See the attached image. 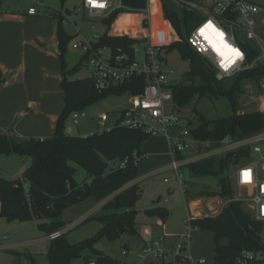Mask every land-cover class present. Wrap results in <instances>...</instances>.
I'll return each mask as SVG.
<instances>
[{
    "label": "trees",
    "instance_id": "obj_1",
    "mask_svg": "<svg viewBox=\"0 0 264 264\" xmlns=\"http://www.w3.org/2000/svg\"><path fill=\"white\" fill-rule=\"evenodd\" d=\"M4 0H0V10ZM131 9H139L145 5V0H121ZM117 11L103 19L107 26L98 45L107 44L113 48L122 46L129 48L133 42L126 36H108L107 30ZM52 16L58 19V40L60 56L69 39L64 32L61 13ZM164 23L169 29L170 41L167 50L177 48L181 57L189 62L183 80L171 86L173 101L180 107L187 104L194 94L201 97H224L228 100L233 113L229 117L207 120L199 111L193 110L197 124L191 128L194 138L201 140H220L229 135L234 139L246 137L264 128V112L253 107L255 102L242 104L245 108L238 112L240 96L249 93V83L255 87L258 94V81L264 74V67L243 70L231 78L218 81L213 69L189 45L187 36L197 25L199 16L183 7L180 10L169 9L164 2L162 8ZM251 49L248 59L253 57L255 49L249 43L243 44ZM84 57V56H83ZM62 83L64 90V108L60 113L53 135L30 138L26 142H17L8 135L0 134V153H19L30 159V164L23 170L20 177H0V216L7 221H29L33 217L47 218L49 225L47 234L62 229L61 213L71 205L86 199L101 201L108 198L99 208L97 214L86 217L85 220L97 219L101 223L97 235L76 244L65 241L66 231L59 237L50 240L46 252L47 264H69L74 257L80 256V251L91 245L99 237L114 239L124 233H137L134 209L135 202L141 196V187L133 182L139 176L138 165L130 161L124 168H112L109 162L131 157L136 152L141 155V145L150 135L138 129H128L117 124L101 132H93L85 137L73 136L65 132L66 121L72 112L84 109L88 105L107 97H120L125 94L139 93L145 85L143 77H133L104 91L94 88L87 77L69 79L68 75L79 71L77 64L67 69L62 63ZM249 85V86H248ZM246 105H251L248 109ZM237 150L227 156H212L186 165L194 176H213L217 183V191H203L206 196H220L226 199L220 211L210 217H194L188 222L191 228L206 230L212 234L215 257L213 264H232L235 257L243 249L258 251L263 248L259 239L261 221L255 220L251 210L243 199L234 198L231 190V176L228 167L236 163L245 154ZM182 155L179 154L178 157ZM231 159V161H230ZM71 163H76L85 172V178L77 181L75 169ZM187 190L185 189L184 193ZM203 194V195H204ZM148 214H157L164 219L168 210L163 205L153 204L144 210ZM94 259L98 264H116L111 257H85L84 262Z\"/></svg>",
    "mask_w": 264,
    "mask_h": 264
},
{
    "label": "built area",
    "instance_id": "obj_2",
    "mask_svg": "<svg viewBox=\"0 0 264 264\" xmlns=\"http://www.w3.org/2000/svg\"><path fill=\"white\" fill-rule=\"evenodd\" d=\"M37 1V5L39 1ZM179 8L196 13L199 21L187 36L189 45L207 62L214 71V77L222 81L237 73L255 67H264V6L247 0H172ZM102 5V6H101ZM78 9H83L90 19L103 21L116 10H136L126 7L121 0H82ZM145 14L142 23L147 28L146 34L139 39L107 30L108 36H126L133 40L129 48H115L98 45L102 34L93 33L91 38H80L72 43V48L82 52L87 78L98 91L114 87L133 77H143L145 85L136 94H125L126 106L121 108L110 122V114L101 112L97 116V124L104 130L113 124L128 129H138L150 136L163 135L168 144L169 164L152 174L165 170L174 172L182 192L185 191L180 178V168L212 156H227L237 150L246 152L235 165L233 174L235 186L245 189L243 200L247 203L255 220L264 222V128L246 137L234 139L227 135L220 140H201L193 137L191 124H197V117L190 110L178 106L172 99L169 74L165 52L170 41L168 30L167 44L159 40L157 28H152L154 17L152 0H145L141 8ZM28 14H35L37 7L28 9ZM64 22V20H63ZM164 22V21H163ZM165 24V23H164ZM212 27H207L208 25ZM166 25V24H165ZM93 28V27H92ZM201 29L204 34H201ZM245 42L255 49L253 57L248 59L251 49L245 48ZM235 50V51H233ZM239 53V55H236ZM255 109L264 112V74L258 81V95ZM166 110H170L166 113ZM87 116L84 109L71 113L70 121L77 125ZM109 122V123H108ZM106 124H112L107 127ZM183 124L178 131L170 133L177 125ZM100 131V132H101ZM71 134V129L65 131ZM40 140L43 137L39 138ZM186 152V153H185ZM181 154V157L178 155ZM140 155L134 152L131 157L110 161L112 168H124L130 161L138 165ZM231 161V159H230ZM167 182V179L164 178ZM172 190V188H170ZM221 209V208H220ZM220 209L205 212L202 216L216 215ZM196 216L189 215L188 222ZM65 229H59L46 235L51 240L59 237ZM6 236L3 237V239ZM163 237L147 240L136 252L138 262L131 264H213L205 258L196 257L191 251L189 234L180 235L176 244L169 248L160 245ZM258 251L243 249L235 257L232 264H264V256ZM123 254L128 249L122 250ZM84 264H98L89 259Z\"/></svg>",
    "mask_w": 264,
    "mask_h": 264
},
{
    "label": "rangeland",
    "instance_id": "obj_3",
    "mask_svg": "<svg viewBox=\"0 0 264 264\" xmlns=\"http://www.w3.org/2000/svg\"><path fill=\"white\" fill-rule=\"evenodd\" d=\"M5 0L2 9L12 8L20 11H27L29 6H38L39 13L37 16L48 18L49 12L55 14L61 13L64 22L62 27L64 32L69 36L64 53L63 60L67 69H72L77 64L80 66L79 71L68 75L69 79L84 78L87 76V69L83 62V54L77 49L71 47L74 41L80 38H91L93 33H103L107 26L99 20L90 19L86 16L83 9H78V4L82 0ZM260 4V0H247ZM173 6L174 3H167ZM175 6V5H174ZM159 8V7H158ZM145 14L141 8L136 10H118L114 19L110 23L109 29L115 33H121L128 37L139 39L142 34H146L147 28L142 21ZM158 35L159 40L164 45L168 41V30L163 24L158 14ZM47 21H37L33 23V27L43 31L46 28ZM156 24V23H155ZM93 27V28H92ZM32 28V23H31ZM166 46V45H165ZM167 48V46H166ZM167 68H172L169 79L172 83L183 80V73L187 71L189 62L186 58L181 57L177 48L170 50L165 49ZM250 85V86H249ZM249 93L242 94L238 103V112L242 108V104L246 102H255V87L249 83ZM126 106V100L123 97L107 96L95 103L84 108L87 116L83 118L79 124L74 125L70 119L66 121V125L71 127V135L85 137L93 132H100L103 126L97 124V116L101 112H106L111 116L117 113L121 108ZM248 109H252L251 105H246ZM184 108L199 111L207 120L213 121L218 118L229 117L233 110L227 99L224 97H201L196 94L192 95ZM170 110H166L169 113ZM115 116H112L113 121ZM112 124H106L107 127ZM196 124H191L193 128ZM183 124L177 125L170 133L178 131ZM143 159L141 160L142 172H139L140 179L138 185L141 187V196L135 202L134 209L137 233H124L117 238L108 239L99 237L91 243V245L80 251V256L74 257L69 264H84L85 257L97 258L98 256L111 257L116 264H131L138 262L136 256L137 249L145 240H156L162 236L163 241L160 245L163 247H173L180 235L189 234L191 237V250L197 257L205 258L208 262H213L215 257L214 243L212 234L206 230H198L191 228L188 223V216H202L205 212H212L221 208L226 199L220 196H206L203 191H217V183L213 176H194L190 173L186 166L180 168L181 180L186 193L182 192L175 174L171 170H165L161 173H155L148 177H141L142 174L150 173L160 166L168 163V154L166 151V142L163 135L158 137L150 136L144 141ZM186 153V152H185ZM7 155L0 153V177H17L14 174L6 172L4 169H10L11 160L5 157ZM75 169L74 177L77 181L85 178L84 170L76 163H71ZM235 165L228 167V173L233 174ZM11 170V169H10ZM138 177L133 180L135 182ZM167 179V182L164 181ZM170 188H173L170 190ZM233 197L243 199L246 193L245 189L240 187L234 188ZM204 194V195H203ZM106 199L95 201L86 199L79 201L66 208L58 217L61 220L63 228L67 232L65 241L69 244H76L88 239H93L99 229L101 223L97 219L85 220L86 217L97 214L101 205ZM195 202V203H194ZM153 204L165 206L168 210L167 216L162 219L157 214H148L144 210ZM45 223L49 225L47 218L33 217L29 221H7L0 216V237L7 235L6 240H0V264H47L46 252L48 250L50 240L45 239L47 234L46 227H39V224ZM1 239V238H0ZM259 239L263 248L259 249L258 256H264V222L260 224ZM1 244H6L4 248ZM128 249L127 254H123L122 250Z\"/></svg>",
    "mask_w": 264,
    "mask_h": 264
},
{
    "label": "crops",
    "instance_id": "obj_4",
    "mask_svg": "<svg viewBox=\"0 0 264 264\" xmlns=\"http://www.w3.org/2000/svg\"><path fill=\"white\" fill-rule=\"evenodd\" d=\"M164 2L174 3L175 6L172 7L167 5L169 9L180 10L172 0H152L154 9L152 28H157L158 14L162 22L164 21L162 17ZM31 7H37L35 14H28L27 11ZM28 9L27 11L8 7L2 9L1 6L0 10V134L8 135L17 142L53 135L56 121L65 104L64 90L61 86L64 60L60 56L58 19L52 16L54 12H49L48 18L37 16L38 6H29ZM40 20L47 21L43 31L33 27V23ZM111 119L110 115L109 120ZM67 129L71 127L66 125L65 131ZM153 137L156 138L158 135ZM165 142L168 154L166 138ZM143 146L144 142L141 145L138 162L140 173L142 172L141 160L145 156ZM5 157L11 160L12 166L11 170H4L17 177H20L23 170L30 164V159L19 153H10ZM168 164L169 161L150 173L142 174L141 177L151 176L155 171L167 168ZM139 179L140 177L135 182ZM46 235L45 239H47ZM4 236L6 238L3 239ZM0 238V240H6L8 236L3 235ZM145 241L137 249L143 246ZM1 246L7 247L6 244Z\"/></svg>",
    "mask_w": 264,
    "mask_h": 264
},
{
    "label": "water",
    "instance_id": "obj_5",
    "mask_svg": "<svg viewBox=\"0 0 264 264\" xmlns=\"http://www.w3.org/2000/svg\"><path fill=\"white\" fill-rule=\"evenodd\" d=\"M260 4L264 6V0H260ZM203 59H204V58H203ZM204 61L206 62V64H208V65L210 66V64L207 62L206 59H204ZM230 184H231V190L233 191L234 188H235V183H234V180H233V179H231Z\"/></svg>",
    "mask_w": 264,
    "mask_h": 264
},
{
    "label": "snow or ice",
    "instance_id": "obj_6",
    "mask_svg": "<svg viewBox=\"0 0 264 264\" xmlns=\"http://www.w3.org/2000/svg\"><path fill=\"white\" fill-rule=\"evenodd\" d=\"M207 27L211 28L212 26L209 24ZM201 34H204V30L203 29H201ZM233 51H235V50H233ZM236 55H239V53H236Z\"/></svg>",
    "mask_w": 264,
    "mask_h": 264
}]
</instances>
